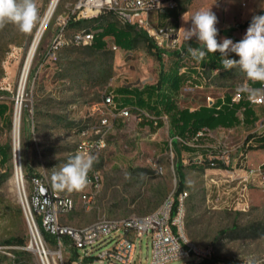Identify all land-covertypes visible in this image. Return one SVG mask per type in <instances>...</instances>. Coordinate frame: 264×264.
<instances>
[{"label":"rangeland","instance_id":"374dc122","mask_svg":"<svg viewBox=\"0 0 264 264\" xmlns=\"http://www.w3.org/2000/svg\"><path fill=\"white\" fill-rule=\"evenodd\" d=\"M76 0H59L41 40L35 50L25 77L21 92L20 80L24 62L31 42L40 26L50 0H36L41 21L32 32L24 34L7 24L0 29V102L8 107L6 115L0 118V146L8 150L6 164H0V262L9 264L2 252H11L16 264H40L37 255L27 250L31 236L16 191L13 157V120L15 108L20 107L18 130L19 160L23 178L29 182L39 177L51 183L53 171H58L71 157L80 154L79 137L83 131L91 132L97 126L99 113L107 96L117 98L121 88L136 89L154 85L161 71L160 63L150 54L144 43L139 42L128 51L119 47L112 52L113 43L105 40L104 48L95 51L90 47H64L55 63H49L46 54L58 29L60 17H71ZM174 9L165 16H153L151 21L159 28L171 29L181 43L185 30L192 26L191 16L201 9L211 8L218 18V42L223 38L240 41L254 15L264 11V0H172ZM264 15V14H262ZM104 21H113L112 15ZM90 21L89 19H81ZM80 20V21H81ZM67 25V38L75 30L88 29L93 22L81 26ZM185 29V30H184ZM221 31H229L223 34ZM188 41V40H187ZM189 42L198 44L193 37ZM199 45V44H198ZM162 71L172 69L175 63L173 50H162ZM239 59L235 53H230ZM195 61L190 60L189 65ZM201 86L190 81L174 84L170 91L166 110L158 117L147 111L153 120L138 122L135 111L127 118H117L105 131V148L93 154L96 162L92 171H98L101 185L94 205L85 209L80 203L62 218L63 224L74 228L88 226L99 219H125L154 213L164 200L176 192L178 178L176 166L182 165L185 179L184 191L188 193L185 202V224L187 237L194 243L211 247L213 263L240 264L252 261L264 264V194L251 188L250 207L242 212L230 205V195H222V188L229 187L226 180L231 174L240 180V170H254L264 164V151L247 154L242 150L246 133L256 128L245 125L233 131L220 129L218 133L206 132L202 137L207 151L191 154L182 151L178 129V113L184 108L194 109L202 104L215 102L224 95L235 97L241 88H251L249 80L238 68L221 70L218 75L204 70ZM240 117V121L242 117ZM94 137H91L93 139ZM193 144L203 143L189 141ZM249 155V156H247ZM258 155V156H256ZM89 172V173H90ZM207 176V177H206ZM213 176L220 181L219 201L212 195L206 202L207 179ZM234 193V192H233ZM78 201V196L76 195ZM33 218L36 220L34 213ZM39 230V229H38ZM40 238L52 252H59L57 264L80 263L79 255L68 242L62 247L55 239L40 232ZM12 239L24 240V246L7 245ZM4 247H16L6 250ZM34 247V243H32ZM148 241L141 240L135 255L136 264H149ZM170 264H192L187 261Z\"/></svg>","mask_w":264,"mask_h":264},{"label":"built area","instance_id":"2783aa9c","mask_svg":"<svg viewBox=\"0 0 264 264\" xmlns=\"http://www.w3.org/2000/svg\"><path fill=\"white\" fill-rule=\"evenodd\" d=\"M173 9L172 0H76L71 10V17L59 18L58 29L49 45L45 60L55 63L64 47H90L94 41L93 33L84 29L75 30L67 38V25L70 21L94 19L105 13H111L119 27L130 26L144 31L159 49L181 53L182 43L177 36L173 35V31L159 28L151 21L153 16L160 17ZM109 49L114 53L119 51V47L114 43ZM240 94L233 97L234 102L240 99ZM246 100L250 107L264 110V93L251 98L248 96ZM101 107L102 110L92 109L93 112L99 113L97 126L93 127L90 133L83 131L79 135L81 140L77 148L80 154H95L105 148V131L112 127V123L117 118L129 117L132 110L135 111L134 117L138 122L153 120V117L142 108L118 109L112 101V96L106 97ZM256 126L251 134L263 135L264 118H260ZM207 131H200L196 138H202ZM91 137L94 138L91 139ZM240 171L243 173L240 180L235 179L231 174L230 179L225 181L229 184L228 187L236 181L237 183L227 191L222 188V195L233 194L230 197V205L246 212L250 207L251 188H257L264 194V164L254 170ZM14 176L18 181L15 163ZM19 176L22 183V188H19V198L23 213L29 231L32 233L33 228L38 237V243L34 242V249L31 248L30 241L27 250L37 255L40 264H57L56 259L59 255L42 243L39 230L53 237L59 249L64 243L63 239L67 238L70 246L79 255L80 263L85 264H136L138 241L140 245L144 238L150 247L149 264H170L178 261H187L192 264H231L213 263L212 248L196 244L187 237L185 202L188 193L186 191L178 195L172 193L157 211L146 216L131 215L125 219L103 218L88 226L74 228L63 224L62 218L71 213L78 203L85 209L94 205L101 185V176L98 171L88 173L89 183L84 190L71 193L56 190L52 187V183L39 177H32L29 182H26L20 166ZM220 184L221 182L213 176L207 179V203L215 192L217 195L214 196L213 201H219ZM42 189L46 191L45 199L42 197ZM4 248L12 250L16 247ZM2 255L7 257L9 264H16V261L12 260L14 256L11 252L5 251ZM0 264L5 263L0 262ZM240 264H248V262Z\"/></svg>","mask_w":264,"mask_h":264},{"label":"trees","instance_id":"16d2710c","mask_svg":"<svg viewBox=\"0 0 264 264\" xmlns=\"http://www.w3.org/2000/svg\"><path fill=\"white\" fill-rule=\"evenodd\" d=\"M172 11L168 12V15ZM111 13H105L98 18L89 19L90 21L81 20L73 22V25L81 26L88 22H93L90 28L84 29L90 31L94 35L93 44L90 46L95 51H101L104 48L105 40H111L118 47L124 48L125 50H132L135 46L142 42L145 44L147 51L152 54L157 61L160 63L161 71L158 75V80L154 85L145 86L143 88L128 89L121 88L118 89L117 98L112 95V101L118 109L121 108H147L153 111L158 117L160 112L164 109L166 110L167 101L170 96V91L174 84H184L190 81L195 86H201L203 82V71L209 70L214 71L216 69L223 70L221 65V60L223 57L220 53H208L204 61L197 62L188 53V47H201L198 44L191 43L187 40L182 42V52H174L175 63L174 67L167 72L162 70V51L155 45L154 41L148 37V35L139 29L134 27H119L116 22L104 21V16ZM264 14V11L259 13V15ZM165 16V15H163ZM166 17V16H165ZM250 24V23H247ZM223 34H229V31H221ZM231 59H236L231 54L229 57ZM190 60L195 61L192 65H189ZM258 83V82H257ZM253 86V85H252ZM108 97V96H107ZM8 111V107L5 103L0 102V118L4 117ZM241 113L243 116L242 123L244 125H249L255 122L254 113L249 106V103L242 94H240V99L237 102L233 101L231 95H224L222 100H217L212 106L208 107L206 105H201L197 109L190 111L188 108L180 110L178 113V129H179V139L181 141L180 148L182 151L195 152V148L187 147L189 141H198L200 138H196V135L203 130H213L217 127H222L224 129H232L239 125V120L237 114ZM249 142L257 143V149L264 150V134L263 135H253L249 134L245 137L242 143V150L247 153L252 150L251 147L247 146ZM8 160V150L4 146H0V164H6ZM182 165L176 166V174L178 178V185L175 195L184 191L185 179L182 173ZM42 232V231H41ZM43 237L47 240V235L43 233ZM64 243L68 242L67 238H64ZM7 245H19L24 246V240L22 239H12L6 242ZM77 253L74 251V257Z\"/></svg>","mask_w":264,"mask_h":264},{"label":"clouds","instance_id":"9594fccd","mask_svg":"<svg viewBox=\"0 0 264 264\" xmlns=\"http://www.w3.org/2000/svg\"><path fill=\"white\" fill-rule=\"evenodd\" d=\"M42 17L36 0H0V29L7 24L16 26L21 33L29 34ZM192 26L185 30V39L193 37L201 47H188V53L197 62L205 60L208 53H220L221 65L225 70L238 68L249 81L264 83V15H254L244 37L233 42L223 38L218 42L219 30L216 27L218 18L211 8L201 9L191 16ZM235 53L239 59L228 58ZM219 69L213 71L218 75ZM249 97L264 93V89L241 88ZM96 157L89 154H76L50 177L52 187L59 191L84 190L88 183V173L92 170ZM248 264H253L249 261Z\"/></svg>","mask_w":264,"mask_h":264},{"label":"bare ground","instance_id":"6f19581e","mask_svg":"<svg viewBox=\"0 0 264 264\" xmlns=\"http://www.w3.org/2000/svg\"><path fill=\"white\" fill-rule=\"evenodd\" d=\"M57 3H58V0H50L49 6H48V8L44 14V17L40 23V26L37 29V32L35 33V36H34L32 42H31V45L28 49L27 56H26L24 66H23V70H22L21 80H20V89H19L20 92H21L25 77L27 75V72L29 70L30 63H31V60H32L33 55L35 53V50H36V48H37V46L41 40V37H42L43 32L45 30V27L48 24V21L52 15ZM19 124H20V107H18V105H17L15 108V115H14V120H13V150L12 151H13L14 163H15L16 171H17V175H18V181L14 176L13 183L15 185L18 196H19V188L20 189L22 188V183H21L20 176H19V167H18V160H19L18 130H19ZM26 213H27V211H26ZM30 236H31V240H32L31 241V248L34 249L35 245H34V247H32V243H34V242L38 243V237H37L36 232L33 230V228H32V233L30 232ZM53 253H55L56 255H59L58 252H53Z\"/></svg>","mask_w":264,"mask_h":264},{"label":"crops","instance_id":"0c3cea01","mask_svg":"<svg viewBox=\"0 0 264 264\" xmlns=\"http://www.w3.org/2000/svg\"><path fill=\"white\" fill-rule=\"evenodd\" d=\"M249 84H250V87L251 88H254V89H262L263 88V86H264V83H261V82H253V81H249ZM253 85V86H252ZM223 99V98H222ZM222 99H217V100H222ZM216 100V101H217ZM215 101V102H216ZM215 102H210L209 104H202V105H206V106H208V107H210V106H212ZM199 106H201V105H199ZM198 106V107H199ZM198 107H196V108H194V109H190V108H188L190 111H193V110H195V109H197ZM251 109H252V111H253V113H254V117H255V122H253L252 124H249V126L250 125H257L258 124V121L260 120V118H264V110L262 109V108H254V107H251ZM239 116H241L242 117V119H243V116H242V114L241 113H238L237 114V117H238V120H239V125H237V126H235L234 128H232V129H225V130H229V131H233L236 127H239L240 129L242 128V126H245L243 123H242V120L240 121V117ZM220 129H224V128H222V127H217V128H215V129H213V130H208V132H210L211 134L212 133H218V130H220ZM255 130V128L254 129H251L250 131H248L246 134L247 135H249V134H251L253 131ZM246 135V136H247ZM245 136V137H246ZM245 137H244V139H245ZM243 139V140H244ZM204 138H200L197 142H203V143H197V144H193V147L192 148H195L196 149V151L195 152H190L191 154H195V153H199V151H207V152H209V153H211V151L210 150H208V149H204V147H206V146H211L210 144H208V143H204ZM249 145V147H251L252 148V150H250V151H248L247 152V154H249L250 155V153L251 154H256L257 152H259V151H264V150H261V149H257L256 148V146L258 145L257 143H253V142H249L248 143ZM187 146H190L189 145V143L187 144ZM191 148V147H190ZM186 152H189V151H186ZM249 155H247V156H249ZM256 156H258V155H256Z\"/></svg>","mask_w":264,"mask_h":264},{"label":"water","instance_id":"95a60500","mask_svg":"<svg viewBox=\"0 0 264 264\" xmlns=\"http://www.w3.org/2000/svg\"><path fill=\"white\" fill-rule=\"evenodd\" d=\"M59 2V0H58ZM42 197L45 199L46 198V191L44 189H42Z\"/></svg>","mask_w":264,"mask_h":264}]
</instances>
